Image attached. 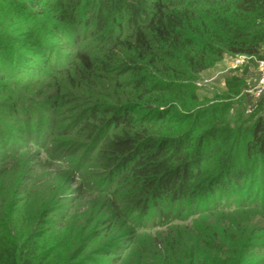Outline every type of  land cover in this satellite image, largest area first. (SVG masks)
<instances>
[{
    "label": "trees",
    "instance_id": "16d2710c",
    "mask_svg": "<svg viewBox=\"0 0 264 264\" xmlns=\"http://www.w3.org/2000/svg\"><path fill=\"white\" fill-rule=\"evenodd\" d=\"M21 3L18 8L9 6L2 12L6 17L0 18L2 122L11 125L18 118L33 126L46 121L50 130L63 119L62 133L77 144L78 163L94 161L104 173V191H118V199L105 209L120 220L112 221L108 215L97 219L107 227L98 240L90 228L81 236L72 232L59 243L54 241L52 227L35 228V222L26 230L20 226L15 229L16 234L23 233L20 238L5 241L0 237V264H92L103 256L116 263L122 261L112 255L121 248L119 233L157 226L161 219L200 201L207 209L252 206L257 210L244 221V229L231 246L221 239L220 231L215 233V264L264 260V98H258L248 116L235 126L225 119L224 105L201 113L176 111L195 97L191 92L184 99L183 81L226 56L264 58V0ZM17 25L30 27V37L36 36L38 25L52 31L70 25L64 38H71L66 43L74 49L71 58L54 59L44 77L55 74L70 79L80 74L86 79L115 67L119 78H112L116 85L109 96L111 102L79 92L66 94L58 85L43 90L16 88V79L27 72L18 68L13 53L20 48L7 29L20 31ZM86 39L94 40L90 50L82 47ZM44 40L37 38L41 48L49 51ZM242 71L225 78L229 93L238 94L247 86V70ZM37 72L35 69V76L43 77ZM123 75L126 85L119 82ZM57 95L72 103L66 118V112L56 115L55 108L42 104L46 97ZM46 212L56 220V211ZM169 255L158 264H181ZM192 260L189 257L188 264ZM119 264L133 262L124 259Z\"/></svg>",
    "mask_w": 264,
    "mask_h": 264
},
{
    "label": "rangeland",
    "instance_id": "374dc122",
    "mask_svg": "<svg viewBox=\"0 0 264 264\" xmlns=\"http://www.w3.org/2000/svg\"><path fill=\"white\" fill-rule=\"evenodd\" d=\"M24 1L0 0V18L6 17L2 12L9 6L18 8ZM8 25L11 26L10 23ZM17 26L21 28L20 31L7 29L17 39L16 47L20 48L13 53L17 57L18 68L27 72L16 79V88L34 87L43 90L58 85L66 94L79 92L85 97L111 102L109 96L116 85L112 78L114 75L119 78L118 73H114L115 67L108 72L89 74L86 79L81 78L80 74H73L70 79H62L55 74L44 77L55 63L54 59L61 57L59 62H62L66 57L71 58L74 49L66 44L71 38H64V30L70 28V25H62L63 27L55 31L38 25L39 31L35 37H30V27ZM37 38H45L43 44L50 50L47 51L45 47L42 49ZM93 45V39H86L82 47L90 50ZM243 68L247 72L254 71V59L226 56L196 74L195 78L183 81L184 99L191 92L195 97L187 100L186 104L177 106L176 111L180 114L201 113L211 107L224 105V116L230 126L242 122L257 100L244 91L252 85L251 75L246 72L247 86L238 94L229 93L225 87V78L232 74H241ZM35 69L43 77L35 76ZM100 76L105 79L102 80ZM2 79L7 82L5 77ZM126 79V75H123L120 76L121 81H118L124 83L127 82ZM74 99L78 100V97ZM42 104L55 108L56 115L61 116V113L66 112L68 115L65 118L71 114L73 108L70 105L72 103L65 100L63 95L46 97ZM141 112L144 114V111ZM62 120L59 121L60 125H53L49 130L46 121L29 126L15 118L11 120V125H6L0 117V237L5 241L7 237L20 238L23 233L16 234L15 229L20 226L22 230L33 228L34 222L35 228L52 227V231H55L54 241L57 243L65 241L66 236H70L72 232L81 236L90 228L96 234L95 240H98L100 233L107 228L96 220L108 215L106 211L118 199L119 193L115 189L112 192L104 191V173L98 170L94 161L78 163L77 144L62 133L65 128L62 127ZM254 178L255 175H252L251 179ZM3 194L5 197H2ZM103 203L105 207L102 206ZM203 204L202 201L197 202L186 211L161 219L162 223L157 226L124 235L119 233L117 242L121 248L112 255L133 264H158L162 258L170 256L169 254L178 258L181 264H188L189 257L193 258L192 264L217 263L213 241L215 233L220 231L221 239L231 246L233 238L244 229V221L257 210L252 206L207 209ZM52 210L57 212L54 221L46 212ZM109 217L112 221L120 220L113 214ZM7 230H12L15 234ZM122 261L112 263L103 256L92 264H119ZM256 264H264V260H259Z\"/></svg>",
    "mask_w": 264,
    "mask_h": 264
},
{
    "label": "built area",
    "instance_id": "2783aa9c",
    "mask_svg": "<svg viewBox=\"0 0 264 264\" xmlns=\"http://www.w3.org/2000/svg\"><path fill=\"white\" fill-rule=\"evenodd\" d=\"M239 58H247L243 55H239ZM256 66H257V74L258 77L256 79V82L248 87L245 92L252 95L254 98H264V58L261 59H255Z\"/></svg>",
    "mask_w": 264,
    "mask_h": 264
},
{
    "label": "crops",
    "instance_id": "0c3cea01",
    "mask_svg": "<svg viewBox=\"0 0 264 264\" xmlns=\"http://www.w3.org/2000/svg\"><path fill=\"white\" fill-rule=\"evenodd\" d=\"M248 74L247 75H251V84L253 85L255 82H256V79H257V77H258V74H257V66H256V68H255V70L254 71H250V72H247ZM263 105H264V99H263Z\"/></svg>",
    "mask_w": 264,
    "mask_h": 264
}]
</instances>
